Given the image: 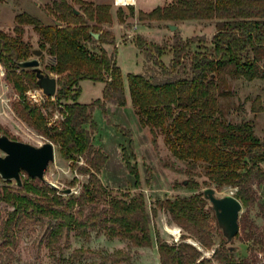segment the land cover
Returning <instances> with one entry per match:
<instances>
[{"label":"trees","instance_id":"trees-1","mask_svg":"<svg viewBox=\"0 0 264 264\" xmlns=\"http://www.w3.org/2000/svg\"><path fill=\"white\" fill-rule=\"evenodd\" d=\"M85 4L83 14L67 0L54 1L53 11L59 23L46 25L40 18L23 12L16 16L15 34L0 30V59L20 92L28 89L24 74L31 82L37 80L35 70L18 65L33 56L32 45L23 38L25 25L34 26L40 47L54 56L55 61L48 68L63 74L54 102L61 104L64 119L60 125L49 126L40 107L29 101L20 102L17 109L30 125L57 144L60 155L71 161L73 169L79 166L81 158H86L88 166L81 168L89 175L79 193H67L65 188L53 187L28 174L23 176L21 187L0 176L5 182L0 186V201L13 207L0 228L3 247L15 246L17 230L27 223L41 224L45 229L42 242L52 253L65 247L73 231L85 239L95 230L110 238L127 240L133 247L153 245L144 192L116 194L100 177L109 155L93 143V132L97 130L94 111L97 107L106 111L108 103L125 106L128 97L116 52L109 54L104 47L92 51L88 45L91 41L115 43L110 31L100 33L101 24L112 21L111 6ZM141 18L168 22L216 20L217 30L210 45L204 38L177 36L171 46L170 64L163 60L165 46L141 35L136 37L138 47L155 68L145 73H128L130 96L141 125L153 134V142L162 134L173 156L186 164L185 172L190 175L185 181L187 187H197L195 169L200 165L217 187L236 188L235 196L244 206L254 204L258 199L256 186L264 185V137L256 133L252 121L227 122L219 97L229 94L228 77H264V0H171L150 11H141ZM91 31L99 32V38ZM197 42L200 47L193 49ZM18 69L21 75L17 74ZM84 79L104 82L103 97L91 103L80 102ZM63 100L70 101L62 104ZM123 152L130 171L137 175L139 188L138 168L132 165L126 148ZM77 181L75 177L71 186ZM160 209L184 230L179 241L170 242L156 229L162 264H258L255 245H249L250 254L243 258L233 253L223 236L216 246L211 225L215 214L207 209L202 193L159 199L151 207L154 217ZM254 228L247 214L240 216V229L245 235L242 240L258 244ZM262 235L259 242L264 244ZM190 238L203 249H214L213 256H204L203 250L188 241ZM86 255L95 258L80 264L129 263L132 259L128 249L108 251L84 246L75 248L71 258Z\"/></svg>","mask_w":264,"mask_h":264},{"label":"rangeland","instance_id":"rangeland-1","mask_svg":"<svg viewBox=\"0 0 264 264\" xmlns=\"http://www.w3.org/2000/svg\"><path fill=\"white\" fill-rule=\"evenodd\" d=\"M54 1L60 0H0V30L10 34H15L16 16L19 13L27 12L41 19L48 25L56 23V14L53 11ZM77 10L84 14L85 3L91 4H110L111 22L101 24L103 32L110 31L115 38L114 44L99 43L98 41L89 42L92 51H99L100 47L106 48L109 54L116 52L118 65L123 71L126 90H129L128 73H145L149 69L155 68L153 61L147 58L136 43V37L143 36L148 41L156 42L166 47L167 51L163 56L166 64H170L173 54L171 46L177 36L183 38L197 37L204 38L206 44L210 45L213 35L216 32V20H189L168 22L161 20H149L141 18V11H150L159 4L171 0H137L136 4L118 6L114 0H67ZM66 25V22H62ZM94 24V21L91 22ZM168 23L179 25L178 29L173 31L168 27ZM23 38L28 41L33 49H41L39 34L32 24L25 25ZM200 42L193 45V49L200 47ZM36 57L33 53L31 58ZM30 58V59H31ZM40 68L51 78H56L59 87V80L63 74L50 71L48 65L55 61L47 49L38 56ZM31 69V68H25ZM21 75V69L17 70ZM37 77V75H36ZM23 82L28 89L24 92L18 91L14 87L13 81L8 77L5 63L0 59V126L1 133L7 134L10 138L42 145L51 141L47 136L41 134L37 129L30 125L19 113L17 107L20 102L29 101L33 105H38L42 113L47 117L49 126H54L62 121L63 113L60 111L61 104L54 103L57 99L55 95H48L44 88L39 84L38 77L35 82H31L27 74L23 75ZM84 89L81 95V101L90 102L93 99L102 97V84L92 79L81 81ZM226 89L229 94L219 97V103L222 110V116L227 122L238 123L243 120L252 121L256 133L264 137V77L254 80L241 78H227ZM58 91V89H57ZM53 101V102H52ZM70 100H63L66 103ZM94 119L97 123V130L93 132V143L101 147L109 158L100 174L104 184L111 188L114 193H124L131 191L144 192L149 209L151 228L153 234V245L150 247H133L127 240L121 238H110L101 231L92 230L91 237L85 239L77 236L73 231L69 240L65 242L62 250L52 253L42 242L45 229L39 223L24 224L17 230L16 245L2 246L0 238V264H80L83 261H89L95 256L86 255L79 259H72L71 255L75 248L84 246L97 250L112 251L115 248H124L132 252V259L129 263L117 264H162L156 241V229H159L162 237L170 242L180 240L184 230L176 224L168 212L159 210L157 217L151 212V207L155 206L159 199L175 198L176 196H190L196 193H202L208 186L217 189L220 196L226 194L235 195L236 188L225 186L222 188L211 181L205 175L202 166H197L195 178L198 180L197 187L189 188L185 181L190 175L185 172L186 164L176 159L165 143L164 136L158 135L157 141L153 142V134L148 127L141 125L138 115L135 112L133 103L129 101L125 106H119L114 103L107 104L105 111L97 107L94 111ZM60 125V124H58ZM56 145V157L51 162L45 173V181L53 187L72 189V192L79 193L83 183L88 181L89 175L81 167H87L86 158H81L79 166L76 169L71 167V161L60 155L59 148ZM123 148H126L132 165L137 166L141 187H136L137 175L130 171L124 160ZM0 154L4 152L0 149ZM264 164V163H263ZM23 176L26 177V174ZM77 177L78 181L71 186V181ZM0 179V186L4 185ZM13 186L15 181H11ZM258 191L257 201L244 206L241 211V218L247 214L251 223L256 228V237L258 244L254 240L244 241L241 238L245 235L242 230L231 243L226 245L230 248L234 246L233 253L238 258L248 256L249 245H255L258 253V264H264V244L260 239L264 234V185L256 186ZM204 196V195H203ZM13 207L3 201H0V228L2 220L8 216ZM207 209L212 212V203L207 199ZM211 225L214 229L216 246L220 244L222 233L219 230L217 219L212 218ZM179 227V235L171 233L167 227ZM188 241L195 243L204 252V256L212 257L213 250L203 249L199 243L190 238ZM254 243V244H253Z\"/></svg>","mask_w":264,"mask_h":264},{"label":"water","instance_id":"water-1","mask_svg":"<svg viewBox=\"0 0 264 264\" xmlns=\"http://www.w3.org/2000/svg\"><path fill=\"white\" fill-rule=\"evenodd\" d=\"M56 23L59 21L56 20ZM167 25L173 31L179 27L175 23H168ZM91 32L97 39L99 38V32ZM33 53L36 57L19 61L18 65L22 68L35 70L39 84L44 88L45 93L55 95L58 89L57 79L51 78L40 68L38 56L43 53V50L33 49ZM0 149L4 152V155L0 154V176L3 180L15 181L19 187L23 185L24 174L45 180L47 168L56 157V145L52 141H47L42 145H34L12 139L5 133L0 134ZM66 192L70 193L72 189H66ZM203 195L212 203L219 230L226 243H231L240 232V214L243 208L241 200L233 194L220 196L213 186L206 187L203 190ZM234 248V246L230 247L231 250Z\"/></svg>","mask_w":264,"mask_h":264},{"label":"built area","instance_id":"built-area-1","mask_svg":"<svg viewBox=\"0 0 264 264\" xmlns=\"http://www.w3.org/2000/svg\"><path fill=\"white\" fill-rule=\"evenodd\" d=\"M137 0H114V4L118 6H123V5H133L136 4Z\"/></svg>","mask_w":264,"mask_h":264},{"label":"crops","instance_id":"crops-1","mask_svg":"<svg viewBox=\"0 0 264 264\" xmlns=\"http://www.w3.org/2000/svg\"><path fill=\"white\" fill-rule=\"evenodd\" d=\"M82 81H83V80H82ZM95 82H100V83L102 84V97H103V89H104V87H105V83L102 82V81H95ZM126 89H127V88H126ZM83 92H84V89H83V87H82V94H83ZM126 93H127V97H128V103H129V101L132 102V99H131V96H130V92L126 90ZM82 94H81V95H82ZM99 98H101V97H99ZM96 99H97V98H96ZM94 100H95V99H93L92 101L87 102V103H91V102H93ZM79 101L82 102V101H81V96H80V98H79ZM82 103H84V102H82Z\"/></svg>","mask_w":264,"mask_h":264},{"label":"bare ground","instance_id":"bare-ground-1","mask_svg":"<svg viewBox=\"0 0 264 264\" xmlns=\"http://www.w3.org/2000/svg\"><path fill=\"white\" fill-rule=\"evenodd\" d=\"M168 230L173 233V234H176V235H179V232H180V228L177 226V227H167Z\"/></svg>","mask_w":264,"mask_h":264}]
</instances>
